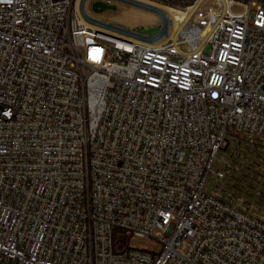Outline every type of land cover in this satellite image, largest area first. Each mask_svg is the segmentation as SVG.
<instances>
[{"label": "built area", "instance_id": "2783aa9c", "mask_svg": "<svg viewBox=\"0 0 264 264\" xmlns=\"http://www.w3.org/2000/svg\"><path fill=\"white\" fill-rule=\"evenodd\" d=\"M139 1L168 40L0 0V264H264V217L206 191L230 138L264 151V0Z\"/></svg>", "mask_w": 264, "mask_h": 264}, {"label": "rangeland", "instance_id": "374dc122", "mask_svg": "<svg viewBox=\"0 0 264 264\" xmlns=\"http://www.w3.org/2000/svg\"><path fill=\"white\" fill-rule=\"evenodd\" d=\"M207 3H211L210 1ZM203 6L204 8L209 5ZM95 4L108 8L98 11ZM237 7L232 12L239 13ZM79 14L83 21L97 29L149 45L165 42L171 36L173 25L168 13L159 6L139 0H81ZM158 29L153 34L150 30ZM229 162L222 183L209 177L206 191L215 186L228 192L244 210L264 217V151L247 141L229 139L219 153V159ZM120 233H116L119 237ZM124 244L128 248L158 252L161 245L152 240H139L128 233ZM116 247V239H115Z\"/></svg>", "mask_w": 264, "mask_h": 264}, {"label": "water", "instance_id": "95a60500", "mask_svg": "<svg viewBox=\"0 0 264 264\" xmlns=\"http://www.w3.org/2000/svg\"><path fill=\"white\" fill-rule=\"evenodd\" d=\"M94 8H96L98 11H100V10H102V9H106V8H108L107 6H104V5H102V4H95V6H94ZM157 30L156 29H154V30H150V31H148V32H146L147 34H153V33H155Z\"/></svg>", "mask_w": 264, "mask_h": 264}, {"label": "trees", "instance_id": "16d2710c", "mask_svg": "<svg viewBox=\"0 0 264 264\" xmlns=\"http://www.w3.org/2000/svg\"><path fill=\"white\" fill-rule=\"evenodd\" d=\"M151 1H153V2H156V3H158V2H159V0H151Z\"/></svg>", "mask_w": 264, "mask_h": 264}]
</instances>
